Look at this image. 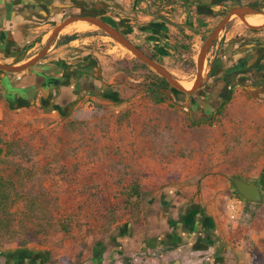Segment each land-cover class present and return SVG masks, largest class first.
<instances>
[{"label":"rangeland","instance_id":"rangeland-1","mask_svg":"<svg viewBox=\"0 0 264 264\" xmlns=\"http://www.w3.org/2000/svg\"><path fill=\"white\" fill-rule=\"evenodd\" d=\"M192 1L120 27L183 84L196 73H183L187 55L165 40L184 30L197 60L235 2L200 0L192 8ZM90 26L52 40L40 62L50 89L40 98L19 101L8 73L0 75V264H264V198L245 203L232 184L234 177L258 183L264 112L239 105L241 115L223 110L197 129L189 94L171 88L156 104L153 75ZM244 35L263 38L264 18L234 16L217 42ZM21 59L0 56V63ZM174 161L186 173L171 181Z\"/></svg>","mask_w":264,"mask_h":264},{"label":"crops","instance_id":"crops-1","mask_svg":"<svg viewBox=\"0 0 264 264\" xmlns=\"http://www.w3.org/2000/svg\"><path fill=\"white\" fill-rule=\"evenodd\" d=\"M176 0H0V56L11 57V59L21 58L12 65H20L35 57L42 42L53 28L67 22L73 18L95 17L102 19L118 31L126 32L128 24L138 22L146 24L152 21V9L164 11L171 9ZM85 21V20H82ZM71 22L65 29L67 32L76 26L87 24L88 22ZM111 22V23H109ZM92 25V24H91ZM120 27L125 28L124 31ZM79 30V29H78ZM134 35L136 29H131ZM242 35V34H239ZM145 36V35H144ZM57 38V37H56ZM261 38H232L227 37L221 45L223 50L220 55L215 53L210 60L207 77L213 70L209 81L202 78L203 83L214 87L216 92L222 90L224 85H230L235 76L244 67H251L252 78L257 77L256 65L262 63L264 67V48H261L258 40ZM130 40V39H128ZM132 42V41H131ZM133 43V42H132ZM219 43L214 47H219ZM212 49L217 52V48ZM51 45L48 53H51ZM53 50L52 53H57ZM10 53V54H8ZM46 54L43 59L49 57ZM194 60L197 67V60ZM206 66V61H205ZM166 68V67H165ZM167 69V68H166ZM168 71V70H167ZM197 72V68H196ZM195 72V73H196ZM46 70H40V60L32 67L20 72L19 75L8 74L6 81L17 87L19 101L29 103L37 95L40 98V91L47 93L50 89V80L45 75ZM47 74V73H46ZM264 71H261V75ZM82 77V74H80ZM2 76V75H1ZM91 76V75H89ZM84 77V76H83ZM86 76L85 78H87ZM92 77V76H91ZM84 78V79H85ZM200 88L190 95L186 105L191 110L192 124H210L214 118V110L210 102L199 99L202 90ZM20 93V94H19ZM25 95V96H24ZM195 95V96H194ZM25 104V103H23ZM39 105L38 103H36ZM238 103H229L224 108V114L241 115V106ZM35 106L31 107L34 109ZM30 108V109H31ZM253 108V106H252ZM257 111L264 112V105H254ZM253 117V113L251 115ZM250 116V117H251ZM253 121V119H252ZM201 128V127H200ZM189 132V131H188ZM188 148V147H187ZM169 180H174V175L186 173L175 161L168 167ZM168 180V179H167Z\"/></svg>","mask_w":264,"mask_h":264},{"label":"water","instance_id":"water-1","mask_svg":"<svg viewBox=\"0 0 264 264\" xmlns=\"http://www.w3.org/2000/svg\"><path fill=\"white\" fill-rule=\"evenodd\" d=\"M260 7H232L227 16L224 17L214 28L212 34L208 37L206 42L204 43L202 50L198 56L197 60V72H196V85L193 90L186 91L184 90L181 85H179L178 82H176L171 74L167 71V69L156 62L155 60L151 59L148 55H146L144 52H142L135 44H133L130 40H128L120 31H118L116 28L108 24L102 19H98L95 17H87V18H73L71 20H68L67 22H64L57 26L53 32L52 36L50 37L49 44L42 49L35 57L25 62V64L21 65H9V64H2L0 63V71H3L8 74H17L20 73L32 66H34L41 58L46 56L48 53V50L50 48L51 42L53 39H55L58 36L59 31L68 25L71 22L78 21V20H85L89 23L95 24L98 26V28L104 32L107 36L112 38L115 42L126 48L131 54L135 56L136 59L140 60L142 63L147 65L150 69L155 71L157 74H159L162 78H164L171 88L182 92L184 94H192L196 90H198L201 86L202 81L200 80V75L202 73V62L206 58V55L208 54L210 48L213 46L214 41L216 40L219 32L223 29V27L227 24L229 19L233 15H237L240 18H243L244 16L248 14H257L259 13ZM232 184L234 185L236 191L247 201L255 204H261L263 202V196L262 192L260 190L259 185L256 182H246L242 180L239 177H234L232 179Z\"/></svg>","mask_w":264,"mask_h":264},{"label":"flooded vegetation","instance_id":"flooded-vegetation-1","mask_svg":"<svg viewBox=\"0 0 264 264\" xmlns=\"http://www.w3.org/2000/svg\"><path fill=\"white\" fill-rule=\"evenodd\" d=\"M199 4H200V0H193L192 3L190 4V7L193 8ZM247 6H250L252 8L260 7L259 10H264V2H261L259 0H252V1L235 0L234 3L228 6V9L230 10L232 7H247ZM227 14L224 17H226ZM231 20H232V17L229 19V21L223 27V29L219 32V34L225 29V27L228 25V23ZM217 24L214 25V27L210 30L209 32L210 35L212 34ZM219 34L216 40L214 41L212 47L218 44L217 42L218 40L221 41ZM244 38L246 39L248 38V36L244 35ZM224 41H226V39ZM258 42H259L260 47L264 48V37L258 40ZM214 48H217V52H214V54L216 53L218 56L220 55V52L223 50V45L219 47H214ZM43 58L40 59V62L43 60ZM250 68H252V66L244 67L241 70V72L238 73L237 76H235L233 82L230 85H224L222 90H220L219 92H216L214 87L210 86L209 84L203 83L204 81H202L200 88L202 87V88H207V89L201 91V95L199 96V99L202 98L203 100L210 102V104L212 105V110H214V114H213L214 117L218 113H222L224 108L229 103H238L240 105H246V104L264 105V75L263 74L261 75V71H264V67L262 66L261 62L256 65L255 68H256L257 77L255 79L252 78V75L249 71ZM212 73H213V70L210 72L206 80L209 81L210 77L212 76ZM180 85L185 86L186 84H180Z\"/></svg>","mask_w":264,"mask_h":264},{"label":"trees","instance_id":"trees-1","mask_svg":"<svg viewBox=\"0 0 264 264\" xmlns=\"http://www.w3.org/2000/svg\"><path fill=\"white\" fill-rule=\"evenodd\" d=\"M247 1H252V0H247ZM180 36H178L179 38L174 39L173 37H170L168 39L165 40V44H171V42H174V44L177 45V47H181V49H183V52H185V54L187 55L186 58H184L182 56V62H183V73H185L186 75H193L196 72V63L194 60V54H193V38L191 36H189L186 32H184V30H180ZM123 34V33H122ZM126 38H128L125 34H123ZM66 40L70 41V38H66ZM181 40V41H179ZM67 41V42H68ZM180 42V43H179ZM142 52H144L146 55H148L151 59L155 60L156 62H158L159 64H161L162 66L165 67L164 61L162 59H160L158 56H156V54H154L153 52H151L150 50H148L147 48L137 45L135 44ZM135 62L138 63L140 65V67L148 70L154 77L153 82L149 85V90L151 91V96L153 101L156 104H160L163 103L164 100V96H163V92L169 91L171 90V86L169 85V83L162 78L159 74H157L155 71L151 70L147 65H145L144 63H142L140 60L135 59ZM3 74H7L3 71H0V75ZM20 73L17 74H13V75H19ZM260 190L262 192V196L264 195V169L262 170L259 179L257 181ZM233 191H234V195L237 196L238 198H240L242 201H244L245 203H251L247 200H245L235 189L234 185H233ZM264 198V197H263ZM59 225H61L62 228L68 230L67 225L65 223H60Z\"/></svg>","mask_w":264,"mask_h":264},{"label":"bare ground","instance_id":"bare-ground-1","mask_svg":"<svg viewBox=\"0 0 264 264\" xmlns=\"http://www.w3.org/2000/svg\"><path fill=\"white\" fill-rule=\"evenodd\" d=\"M250 15H253V16H257V17H260V18H264V14L263 13H261V12H259V13H257V14H250ZM234 16H236V15H233L232 16V18L234 17ZM79 21H82V20H79ZM74 22H76V21H74ZM82 22H87V21H82ZM89 23V22H88ZM89 24H92V23H89ZM89 25H87V24H81V25H79V26H76L75 28H77V29H79V30H81V29H83V28H86V27H88ZM93 28H98V26L97 25H95V24H92L91 25ZM90 26V27H91ZM67 28V26H65V27H63L60 31H59V33L58 34H61V32H63V31H65V29ZM203 64H202V66H203V69H202V73H201V75H200V80L202 79V78H204V76H205V74H206V69H207V67L205 66V59H204V61L202 62ZM23 64H25V63H23ZM196 78V77H195ZM203 81V80H202ZM179 83V85L180 84H183V83H180V82H178ZM184 84H186V85H194V84H196V79L195 80H193L191 83H184ZM184 90H186V91H191V90H193L194 89V87L195 86H181Z\"/></svg>","mask_w":264,"mask_h":264}]
</instances>
